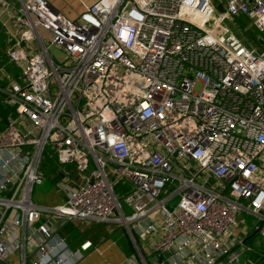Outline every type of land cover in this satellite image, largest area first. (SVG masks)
I'll return each mask as SVG.
<instances>
[{"label": "built area", "instance_id": "2783aa9c", "mask_svg": "<svg viewBox=\"0 0 264 264\" xmlns=\"http://www.w3.org/2000/svg\"><path fill=\"white\" fill-rule=\"evenodd\" d=\"M0 26V264H77L73 221L121 227L139 263L146 222L150 257L264 264V0H0ZM46 149L54 204L32 200Z\"/></svg>", "mask_w": 264, "mask_h": 264}, {"label": "crops", "instance_id": "0c3cea01", "mask_svg": "<svg viewBox=\"0 0 264 264\" xmlns=\"http://www.w3.org/2000/svg\"><path fill=\"white\" fill-rule=\"evenodd\" d=\"M46 3L56 12L69 20H74L80 14H82L87 7L92 5L96 0H45ZM37 203V202H35ZM54 204V202L50 203ZM92 222H79L73 221L65 223L56 228L57 234L62 237L67 243L68 247H76L83 240L81 238L72 239L70 234L74 228L79 231ZM145 223L141 222L133 227V234L136 237L138 245L140 247L142 256L146 258L149 256V247L156 238V234L152 233L148 235L145 230ZM110 228V227H109ZM145 237V238H144ZM144 238V239H143ZM146 255V256H145ZM136 257V255H135ZM135 257H125L122 251L114 244L113 241L108 240L98 246L89 249L82 259L77 264H132L135 261ZM154 258L152 262H154ZM162 262L164 264H200V257L196 259H180L165 255Z\"/></svg>", "mask_w": 264, "mask_h": 264}, {"label": "trees", "instance_id": "16d2710c", "mask_svg": "<svg viewBox=\"0 0 264 264\" xmlns=\"http://www.w3.org/2000/svg\"><path fill=\"white\" fill-rule=\"evenodd\" d=\"M239 28L246 29V37L248 40L255 38V32L251 29H247V20L238 19ZM7 39L5 31L0 26V55L1 50ZM7 70L14 72L10 66H7ZM39 171L42 174V183L38 186L33 187L32 197L35 190H41L43 193L48 194L49 202L52 201L57 203L60 199L56 196L54 192L55 184L60 180L59 166L56 163V160L48 149L43 151L41 155ZM113 192L117 198L118 203L122 204V199L129 193V185L125 182H117L114 186ZM35 199V198H34ZM34 201L37 202V199ZM110 225L104 223H89L84 230L79 231L77 228H74L70 234L72 239L81 238L90 242L92 247L98 246L108 240L114 242V244L122 251L125 257H135L134 250L128 240L125 231L121 227L109 228Z\"/></svg>", "mask_w": 264, "mask_h": 264}, {"label": "rangeland", "instance_id": "374dc122", "mask_svg": "<svg viewBox=\"0 0 264 264\" xmlns=\"http://www.w3.org/2000/svg\"><path fill=\"white\" fill-rule=\"evenodd\" d=\"M225 26L228 28V29H230L234 34H236V35H238L239 34V32L237 31V29H236V27L231 23V22H225ZM249 27H247V29H248ZM245 31H246V29H245ZM244 33H246V32H244ZM245 36H246V34H245ZM49 54L50 55H52V56H57V54L55 53V51H53V50H51V49H49ZM48 194H45V193H43L40 189L39 190H35V192H34V194H33V197H32V200L34 201L35 199H37V203H40V204H50V203H52V201H50L49 202V200H48ZM35 198V199H34ZM34 202H36V201H34ZM116 228L117 226H115V225H110V228ZM126 234V233H125ZM127 235V234H126ZM136 243H138L137 241H136ZM134 250V249H133ZM134 253H135V255H136V257H135V261L138 263V264H140L139 263V256H141V254L138 256V254L136 253V251L134 250ZM146 256V255H145ZM142 258H143V260H146V263L147 264H151V262H152V260H153V256H146V258L144 259V256H142Z\"/></svg>", "mask_w": 264, "mask_h": 264}, {"label": "water", "instance_id": "95a60500", "mask_svg": "<svg viewBox=\"0 0 264 264\" xmlns=\"http://www.w3.org/2000/svg\"><path fill=\"white\" fill-rule=\"evenodd\" d=\"M56 226H57V224L54 227L56 228ZM127 235H128V237H130V234L129 233H127ZM164 257H165V255H161L159 257H154V260L157 263H160L163 260ZM140 264H145V263H143V261H142V262H140Z\"/></svg>", "mask_w": 264, "mask_h": 264}]
</instances>
